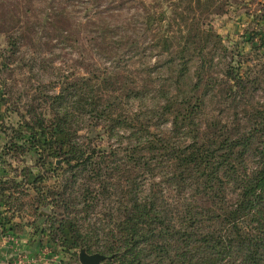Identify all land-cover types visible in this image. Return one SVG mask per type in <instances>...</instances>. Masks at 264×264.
<instances>
[{
    "label": "trees",
    "instance_id": "1",
    "mask_svg": "<svg viewBox=\"0 0 264 264\" xmlns=\"http://www.w3.org/2000/svg\"><path fill=\"white\" fill-rule=\"evenodd\" d=\"M228 3L51 0L29 32L38 48L48 38L49 56L80 51L85 75L22 51L25 27L0 48L5 114L18 117L0 126L4 154L66 164L53 186L36 176L29 213L76 264L82 249L113 257L104 264H264V107L242 102L260 77L214 29ZM263 28L250 40L258 73Z\"/></svg>",
    "mask_w": 264,
    "mask_h": 264
},
{
    "label": "rangeland",
    "instance_id": "2",
    "mask_svg": "<svg viewBox=\"0 0 264 264\" xmlns=\"http://www.w3.org/2000/svg\"><path fill=\"white\" fill-rule=\"evenodd\" d=\"M145 1L147 4L152 2V0ZM50 2L51 0H0V48L6 46V41L10 36L18 38L24 32L22 28L25 27L23 29L26 31L27 42L22 51L33 56L41 51L47 58V62L50 60L55 62L54 67L61 70L60 75L70 77L73 72L77 75H85L79 64L82 54L80 51L63 47V50H55V55L49 56L50 51L46 47L48 38L38 48L35 34L29 32L30 27L40 16V10L45 9L50 5ZM73 6L75 11L82 12L80 10L82 7L78 3ZM261 16H264V0H229L225 15L212 19L214 29L224 39V45L229 48L230 52H241L245 56L242 58L246 62V67L255 70L253 77H260L258 84L248 88V95L242 101L249 110L257 105L264 107V72L258 73V70H261V63L259 65L254 55H249L253 48V44L250 42L251 38H255V34L264 27ZM254 18L256 21L253 20ZM47 34L52 38L51 43L56 42L57 37L53 31ZM257 41L255 39L254 43L257 44ZM51 70L53 71L54 68H49L50 73H52ZM219 70L221 69L214 70V77H218ZM55 74L58 75V73ZM15 78L20 80L21 72H16ZM18 86H22L21 81L18 82ZM220 101L222 99H214L210 103L211 106L208 107L206 113L208 118L217 116ZM7 103V98L2 95L0 89V126L5 123L17 128L18 117L5 114ZM226 110L225 117L228 114L233 116V109L226 108ZM204 119L205 117H203ZM6 140V136L1 134L0 128V189L7 190L6 185H8L11 192L5 194L13 196L10 207H5V204L0 202V264H76L66 251L50 239V224L45 219L36 221L29 213L33 210L32 206H37V194L33 183L36 176L41 174L45 176L46 184L43 185V188L53 186L61 180L63 174V171L57 168H67L66 164L60 158H52L45 167L36 163V156L33 154L24 155L20 152H13L6 155L3 151ZM18 142L23 141L19 140ZM99 144L103 148H109L113 142L104 137L102 141L99 140ZM17 190H19V194H17ZM27 209L28 212L23 211Z\"/></svg>",
    "mask_w": 264,
    "mask_h": 264
},
{
    "label": "water",
    "instance_id": "3",
    "mask_svg": "<svg viewBox=\"0 0 264 264\" xmlns=\"http://www.w3.org/2000/svg\"><path fill=\"white\" fill-rule=\"evenodd\" d=\"M112 259L113 257H106L101 254H88L85 249H82L79 254L80 264H104V262L111 261Z\"/></svg>",
    "mask_w": 264,
    "mask_h": 264
}]
</instances>
